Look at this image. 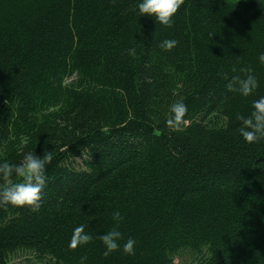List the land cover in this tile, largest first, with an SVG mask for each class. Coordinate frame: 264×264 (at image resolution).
<instances>
[{
  "label": "trees",
  "instance_id": "16d2710c",
  "mask_svg": "<svg viewBox=\"0 0 264 264\" xmlns=\"http://www.w3.org/2000/svg\"><path fill=\"white\" fill-rule=\"evenodd\" d=\"M135 5L0 0V162L53 155L37 210L0 207V264H264V140L235 118L264 95V0H183L171 26ZM242 67L247 97L225 89ZM116 210L133 255H102ZM79 224L93 239L69 249Z\"/></svg>",
  "mask_w": 264,
  "mask_h": 264
},
{
  "label": "clouds",
  "instance_id": "9594fccd",
  "mask_svg": "<svg viewBox=\"0 0 264 264\" xmlns=\"http://www.w3.org/2000/svg\"><path fill=\"white\" fill-rule=\"evenodd\" d=\"M182 3L183 0H136L135 10L138 16H147L162 26H171V18ZM176 43L175 40L165 39L159 46L167 51L172 49ZM127 54L135 56L136 49L134 47L127 49ZM258 61L264 64V52L258 54ZM232 71L235 72L236 69ZM239 72L245 73V75H232L230 79H227L225 75L227 79L225 89L247 97L258 87L257 78L252 74L251 68L242 67ZM186 111L187 108L183 101L171 103L165 124L173 130H178L183 123ZM235 118L239 121L237 132L245 143L251 144L264 140V95L252 101L251 110L247 116L237 114ZM52 159L51 151H45L42 147L40 154H37L33 149L25 152L18 162L7 160L0 162V181L5 182L0 184V207L29 206L31 210H37L40 207L41 192L46 183V165ZM13 177L18 178L16 182L11 181ZM111 218L114 221V226L98 237L104 249L102 255L108 256L117 250L123 254L133 255L136 241L129 237L121 243L123 237L118 228L119 222L122 220L120 212L113 211ZM92 239V235L85 231V225L79 224L72 230L68 247L74 249L87 244ZM86 259L81 256L79 264H86Z\"/></svg>",
  "mask_w": 264,
  "mask_h": 264
},
{
  "label": "rangeland",
  "instance_id": "374dc122",
  "mask_svg": "<svg viewBox=\"0 0 264 264\" xmlns=\"http://www.w3.org/2000/svg\"><path fill=\"white\" fill-rule=\"evenodd\" d=\"M233 1V0H232ZM188 257L187 255L183 256L182 258L176 257L174 262L176 264H181L182 260H186ZM8 264H36L35 259L32 258V255L28 252H18L16 255L12 256Z\"/></svg>",
  "mask_w": 264,
  "mask_h": 264
}]
</instances>
